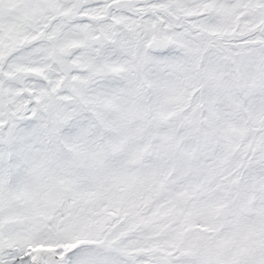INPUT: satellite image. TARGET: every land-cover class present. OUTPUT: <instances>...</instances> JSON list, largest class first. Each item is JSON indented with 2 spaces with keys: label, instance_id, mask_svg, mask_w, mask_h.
Wrapping results in <instances>:
<instances>
[{
  "label": "snow or ice",
  "instance_id": "snow-or-ice-1",
  "mask_svg": "<svg viewBox=\"0 0 264 264\" xmlns=\"http://www.w3.org/2000/svg\"><path fill=\"white\" fill-rule=\"evenodd\" d=\"M0 264H264V0H0Z\"/></svg>",
  "mask_w": 264,
  "mask_h": 264
}]
</instances>
